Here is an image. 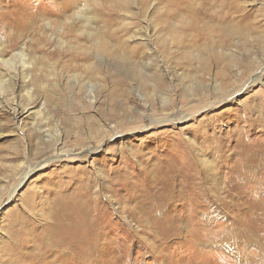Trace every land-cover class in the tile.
I'll return each instance as SVG.
<instances>
[{
	"label": "rangeland",
	"instance_id": "obj_1",
	"mask_svg": "<svg viewBox=\"0 0 264 264\" xmlns=\"http://www.w3.org/2000/svg\"><path fill=\"white\" fill-rule=\"evenodd\" d=\"M21 13L26 21L12 23ZM19 53L14 68L3 63ZM262 68L264 0H0V77L8 79L0 88V264H251L256 251L245 232H264V193L252 182H240L229 199L216 197V210L195 227L192 215L184 216L187 226L159 225L180 197L166 208L155 201V212L143 202L157 184L147 172L158 159L168 166L185 151L181 166L197 171L205 166L200 151L236 161L230 137L261 115L253 104L264 110V74L248 83ZM243 83L237 99H226ZM195 110L188 120L161 123ZM135 121L149 126L134 128ZM110 126L125 134L104 141ZM244 137L263 144L264 130ZM122 158L132 178L110 194ZM141 166L147 171L138 175ZM229 174L220 176L225 183ZM71 179L93 184L110 209L101 225L118 228L100 259L78 263L49 229L58 191ZM224 228L231 235L220 238Z\"/></svg>",
	"mask_w": 264,
	"mask_h": 264
},
{
	"label": "bare ground",
	"instance_id": "obj_2",
	"mask_svg": "<svg viewBox=\"0 0 264 264\" xmlns=\"http://www.w3.org/2000/svg\"><path fill=\"white\" fill-rule=\"evenodd\" d=\"M21 15L22 13L18 15V18L15 17V19H12V23L16 22V24H19L26 21L27 17L25 18V16ZM19 61H22V54L20 53L15 59L3 60V63L9 68H14V66H17V62ZM263 74L264 68L260 69L257 76H254V79L248 83L261 80ZM6 80L8 79H5L4 76L0 77V88H5ZM245 87L246 84L243 83L241 86L233 89L232 93L226 95V99H237L236 96H238L240 92L245 89ZM1 96L2 93L0 91V97ZM253 105L257 108L262 116L259 115L256 118L255 123L251 126V128L246 130L242 129V131L235 130L229 139L231 144L227 145V147L233 151L232 155H236V161L231 162V158H228L227 156H225L224 159L223 154L220 153L217 157V159H219L217 162V160H215L216 158L211 159L204 155L203 151H200L201 154H199L198 159L196 160L205 166L199 170L201 173L199 178H196V180L193 179V176H196V173H199V171L194 168L192 163L186 167L181 166L182 161L187 160L189 156H187L185 151L183 154V160H174V162L168 166L166 163H164L163 159H158V161L149 164L150 168H148L149 172H147L149 175V180L153 181V183L156 182L157 184L154 187L149 188V194L146 196V199L143 202L144 209H152L155 212L157 208L153 209L154 207H152V203L155 201H162L164 205L162 208H166V204H175V201L173 200L174 197L181 198L179 204H176L173 208L174 213L172 212L168 214L167 218L160 220V222H158L159 225H167L171 222L175 223V221L180 220V223L183 226H187V223L184 221V216L191 217V215L192 220L190 221V225L192 224V226L195 227L199 223H205L203 221L205 218L204 214L207 212L211 213L216 210L215 205L218 204L216 197L217 200L219 198L222 200L227 198L229 199L231 190H234L235 188L237 189L240 182L250 181L254 184V186L251 188L252 191L264 193V143L260 144L251 140L250 137H244L248 132H255L257 129L260 131L264 130V110H262V108L256 103ZM211 106L212 105H209L208 108ZM197 112L198 110L190 111L188 113H183V111H178L175 114L171 113V118L168 120H163L161 123L167 121H172L174 123L182 122L188 120ZM133 125L134 128L140 127L145 129L149 126V124H143V122L139 121H135ZM111 127L112 126H110L107 131L104 130L103 138L106 137L104 141L113 140L119 135L125 134H117V128ZM107 135H110V137H107ZM215 142H217V144L220 146H225L223 145L222 141L215 140ZM99 149H101V145L90 147L87 151L95 152ZM61 156L62 155L59 154V156L56 158L58 159ZM123 160L125 159L122 158L120 160L121 162L116 169L117 172L114 175H110V183L108 182L110 194L116 191V186L119 185V181L127 183L132 178V176L121 166L123 162L125 163ZM222 161H225V164H220ZM146 169V167L141 166L139 168L138 175L146 173ZM33 171L34 168L26 170L25 175L21 177L19 183L16 184V187L12 190L10 198L16 193V188L21 185L30 176V174L33 173ZM226 171H231V174L229 175L232 177H229V183H225L226 180L221 178V174ZM215 174L217 176H215ZM76 179L77 178H75V180ZM75 180L71 179L69 182H67L63 189H59L58 195L55 198L53 205V215L49 229L56 236V243L58 242L57 245L61 250L60 252H68L75 255L78 263H80L84 260L102 258L106 254L108 246L113 245L116 233L119 231L114 225L112 227L101 225L99 219L102 218L106 212H110V209L108 208L106 210L105 207L102 206L103 202L97 197V191H93V184L90 182L76 183ZM204 180L212 183L211 189L213 194L211 189L207 190V188H202L201 183ZM221 192L222 194L224 193L223 196H221ZM204 194L207 195L205 200L202 198V195ZM171 200L172 202H170ZM221 203H223V201ZM208 209L212 211H209ZM127 210L128 211H124V213H127L124 214L125 218H128L130 215L133 216L134 211L138 210V206L129 207ZM159 227L161 226H158L157 228ZM151 232L154 234V231ZM185 233H187V235L189 234L188 236L192 240L197 239L198 235L193 231L192 233L194 234H192L190 230L185 231ZM216 234L220 238H225L226 236L231 235V233L226 232L225 228L219 230ZM244 236H246L248 238L247 240H249L251 244L254 245V249L256 251L251 257V264H264V232L261 236H258L255 235L252 229H247ZM185 238L187 239L186 236ZM204 244L206 245V243ZM192 247L195 246H190V248ZM207 249L208 247L206 246L205 250Z\"/></svg>",
	"mask_w": 264,
	"mask_h": 264
}]
</instances>
